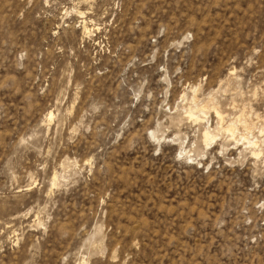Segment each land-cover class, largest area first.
<instances>
[{
	"label": "rangeland",
	"instance_id": "rangeland-1",
	"mask_svg": "<svg viewBox=\"0 0 264 264\" xmlns=\"http://www.w3.org/2000/svg\"><path fill=\"white\" fill-rule=\"evenodd\" d=\"M0 264H264V0H0Z\"/></svg>",
	"mask_w": 264,
	"mask_h": 264
},
{
	"label": "bare ground",
	"instance_id": "bare-ground-1",
	"mask_svg": "<svg viewBox=\"0 0 264 264\" xmlns=\"http://www.w3.org/2000/svg\"><path fill=\"white\" fill-rule=\"evenodd\" d=\"M183 96V95H182ZM195 97V96H194ZM194 97H193V99H194ZM192 101H194V100H192ZM195 102V101H194ZM210 106V105H209ZM202 108V107H201ZM191 110H192V108H191ZM190 110V111H191ZM202 111V110H201ZM200 112V111H199ZM204 112V111H203ZM189 115L188 116H190V117H193V115H192V112L190 113V112H187ZM194 113V112H193ZM215 114H216V116L217 117H219V119L221 120L222 118L220 117V114L218 113V112H215ZM49 116H50V114H49ZM51 117V116H50ZM194 117H196V116H194ZM197 118V117H196ZM238 121H240V120H238ZM195 122V121H194ZM230 122V121H229ZM219 129V128H218ZM223 130L225 131V132H227V133H229L230 134V136L231 137H233L234 136V124H229L228 126H226V127H223ZM247 130V129H246ZM248 131V130H247ZM246 131V132H247ZM252 136V135H251ZM215 136H213V135H211L210 134V132L208 131V130H205L204 132H203V134H202V139H203V143H204V145L205 146H208V145H210V144H212L214 141H215ZM242 139L244 140V141H246L247 142V145H255V142H250L248 139H247V137H242ZM241 140V139H240ZM256 148V147H255ZM253 153V152H252ZM254 155H257V154H255V153H253ZM258 154H259V151H258Z\"/></svg>",
	"mask_w": 264,
	"mask_h": 264
}]
</instances>
